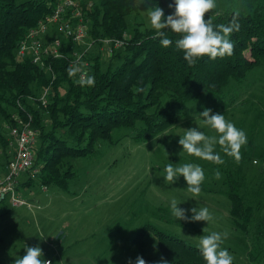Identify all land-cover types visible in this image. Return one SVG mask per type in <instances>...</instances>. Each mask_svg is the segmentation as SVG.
<instances>
[{
    "label": "trees",
    "instance_id": "1",
    "mask_svg": "<svg viewBox=\"0 0 264 264\" xmlns=\"http://www.w3.org/2000/svg\"><path fill=\"white\" fill-rule=\"evenodd\" d=\"M55 1L0 0V115L10 124L8 109L17 107L18 101L23 110L32 113L38 129L34 147V166L38 173L21 186L38 182L40 186H56L68 191L69 182L76 174L65 159L94 155L98 140L112 144L114 129L127 130L135 143L147 142L170 128L189 101L205 95L216 102H225L230 83L245 80L251 70L264 62V2L259 1L248 10L226 7L222 11L214 8L205 13V18L210 15L215 24L228 23L233 17L239 22V30L230 34L234 42L231 55L204 56L188 65L181 50L175 49L174 45H160L153 28L141 31L136 27L123 48L116 50L107 61H102L99 53L86 57L89 61L87 76L94 77L92 85L77 82L69 73L70 67L64 58L51 60L54 72L51 78L30 60L17 59L15 49L27 29L49 13ZM155 3L165 14L172 11L169 8L171 0H93L92 7L85 13L89 21L88 36L93 41L101 37L120 38L127 29V16L136 13L139 7L151 9ZM170 35L175 37L176 34ZM44 86H50V102L45 109L35 108L27 98L35 97L39 88ZM163 98L167 100L164 104ZM44 115L47 116L48 129L43 124ZM59 130L64 131L72 142L57 135ZM254 130V124H251L239 160L241 164L223 152L226 162L233 159L230 161L234 167L231 169L226 163L222 164L225 174L222 193L230 202L232 223L247 232L253 222L255 237L262 239L264 216L255 217L259 205L248 192L241 191L244 188L241 175L244 161L251 155L264 161V150H255ZM0 145L8 157L6 139L1 131ZM262 183L257 184V196ZM158 209L168 213L167 209ZM165 219L202 232L191 220H177L170 216ZM147 232L157 240V261L204 264L196 246L148 222L135 232L133 244L149 264L154 261L145 257L142 248V238Z\"/></svg>",
    "mask_w": 264,
    "mask_h": 264
},
{
    "label": "rangeland",
    "instance_id": "2",
    "mask_svg": "<svg viewBox=\"0 0 264 264\" xmlns=\"http://www.w3.org/2000/svg\"><path fill=\"white\" fill-rule=\"evenodd\" d=\"M259 1L264 2L216 0L215 9L222 11L232 7L248 10ZM147 9L139 7L136 13L127 16V37L131 36L133 28L137 27L141 31L152 28ZM93 53H99L102 61L109 59L97 48ZM244 53L247 55V52ZM228 89L223 103L205 95L189 101L170 128L147 142L135 143L127 130L114 129L112 144L98 140L94 155L65 159V163L70 164L76 174L69 182L68 191L64 192L56 186H40L38 182L21 186L26 181L25 178L21 179L20 193L31 204V208L26 205L11 207L5 201L0 202V264H12L14 255L22 256L23 244H38L43 258L53 264H128L129 260L142 257L133 239L135 232L148 222L194 246L198 242L196 236L201 234L209 231L227 233L222 247H226L233 255L232 264H264V237H255L253 222L247 232L232 223L230 202L222 193L225 188L222 183L225 177L222 164L226 163L231 169L234 166L230 160L241 164L239 160L245 144L240 149V158L237 160L233 157L227 162L221 146L217 145L216 151H220L223 157L221 164L180 152L181 146L178 144V135H183L182 129L201 126L198 114L206 107L213 112H224L226 119L243 129L246 136L250 125L254 124L255 150H264V62L251 70L245 80L237 83L232 81ZM166 101L162 99L163 104ZM30 104L35 107L34 101H30ZM14 110L10 107L9 115ZM43 124L46 129L49 128L45 115ZM8 125L0 115V131L5 136L8 154V157L3 154L0 145L2 167L12 154L7 144ZM202 130L213 134V130L206 126ZM57 135L72 142L62 130ZM167 158L172 163L194 162L203 167L205 179L199 194L187 190L183 177L172 184L163 179ZM244 162L241 166L244 188L241 191L248 192L259 205L255 212L258 218L264 216V161L251 155ZM217 170L221 173L219 177L215 175ZM33 173L30 171L26 178H34L38 172ZM259 181L263 182V186L257 196ZM173 198L181 202L178 207L186 210V216L190 215L187 210L196 204L198 207H208L211 220L192 221L201 231L206 227L203 233L166 221L165 217H173L169 207ZM158 207L167 209L168 213L165 214ZM142 248L146 258H152L154 262L158 260V243L152 233H145Z\"/></svg>",
    "mask_w": 264,
    "mask_h": 264
},
{
    "label": "clouds",
    "instance_id": "3",
    "mask_svg": "<svg viewBox=\"0 0 264 264\" xmlns=\"http://www.w3.org/2000/svg\"><path fill=\"white\" fill-rule=\"evenodd\" d=\"M215 7L216 0H171L169 8L172 11L168 14H165L157 3L146 12L150 26L155 30V36L159 38L160 45L164 47L174 45L175 49L182 51L187 64L193 65L204 56L215 58L231 55L233 52L234 42L230 39V34L239 30V22L233 17L228 23L215 24L210 15L205 18V13H209ZM170 33L176 34L175 37ZM78 70L77 66L68 69L70 74ZM84 83L92 85L94 77L88 75ZM198 117L201 126L182 129L183 135H178L180 152L221 164L223 157L220 151H216V146L220 145L221 151L238 160L241 155L240 149L247 142L245 131L237 127L233 121L226 119L224 112H213L212 109L205 107L199 112ZM204 126L213 130V134L202 130ZM215 175L219 177L221 173L217 170ZM179 177H183L189 192L199 194L201 184L205 179V171L199 163H172L167 158L163 179L172 184ZM180 203L175 198L169 203L170 212L177 220L204 222L211 220L208 207L203 205L198 207L196 204L187 210L190 215L186 216V210L178 207ZM205 228L202 229V233ZM226 235L227 233L220 231H209L207 234L196 236L198 240L196 247L204 264H232L233 255L226 247H222ZM23 249L24 254L14 255L12 264H53L52 261L43 258L42 249L38 244L34 246L23 244ZM128 264H149V262L137 256L134 261L129 260ZM151 264H169V261L160 259Z\"/></svg>",
    "mask_w": 264,
    "mask_h": 264
},
{
    "label": "built area",
    "instance_id": "4",
    "mask_svg": "<svg viewBox=\"0 0 264 264\" xmlns=\"http://www.w3.org/2000/svg\"><path fill=\"white\" fill-rule=\"evenodd\" d=\"M92 5V0H56L52 10L27 29L15 49V57L30 60L51 78L54 77L51 60L64 58L69 67L79 68L73 75L83 84L89 66L86 57L94 51L96 44H99L100 52L110 56L123 48L129 38L125 31L120 38L101 37L93 41L88 36L89 21L85 16ZM49 95L50 86H44L35 97L29 96L27 100L29 103L34 101L35 108L45 109L50 102ZM14 108L7 127V144L12 154L7 164L0 166V201L11 207L26 205L31 208V204L23 199L19 186L21 179L27 180L30 171L38 172L34 166L38 129L34 125V116L23 110L20 102L17 101Z\"/></svg>",
    "mask_w": 264,
    "mask_h": 264
}]
</instances>
